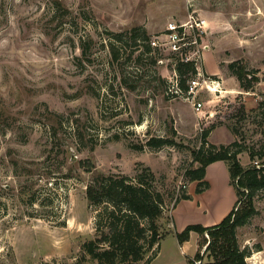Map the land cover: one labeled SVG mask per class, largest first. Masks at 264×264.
<instances>
[{"label":"rangeland","instance_id":"obj_1","mask_svg":"<svg viewBox=\"0 0 264 264\" xmlns=\"http://www.w3.org/2000/svg\"><path fill=\"white\" fill-rule=\"evenodd\" d=\"M138 26L149 39L128 32ZM183 56L196 62L193 96L171 92ZM235 60L262 78L264 0H0V264H100L83 243L99 235L104 205H91L86 187L95 173L133 177L145 167L165 201L149 264L204 252L197 231L185 241L177 233L220 223L236 190L218 161L198 191L185 176L198 165L193 150L208 131L205 147L238 141L248 166L258 162L249 149L264 144V80L245 91L228 67ZM152 136L175 144L144 145ZM183 189L191 198L176 203ZM254 205L237 239L251 250L245 264H264V189Z\"/></svg>","mask_w":264,"mask_h":264},{"label":"trees","instance_id":"obj_2","mask_svg":"<svg viewBox=\"0 0 264 264\" xmlns=\"http://www.w3.org/2000/svg\"><path fill=\"white\" fill-rule=\"evenodd\" d=\"M142 29L144 39H149L145 28L133 27L128 32ZM182 28H179L181 31ZM171 32V30H169ZM181 34V33H180ZM125 34H116L115 40L120 46L113 44V57L117 59V51L126 43ZM135 37V34L133 35ZM86 46L83 54L86 55ZM152 50L150 42L146 44V52ZM116 51V52H115ZM86 57V56H85ZM229 69L236 75L241 87L245 91H255L256 85L264 80L247 70L240 60L228 64ZM177 86L186 93L189 82L194 79L197 71L196 62L188 56L176 60ZM203 133V145L193 150L194 159L198 162L195 167L188 168L185 176L188 181H198V191L206 185L204 180L207 167L216 161H225L229 170L230 183L236 190V201L231 210L216 225L205 226L202 224H189L177 236L180 241L189 238L191 231L200 235L199 246L206 245V249L196 251L195 257L188 264H245L251 250L241 247L237 239V227L245 224L250 216L256 212L254 197L258 190L264 189V144L257 150H250L252 161L257 163L244 166L238 155L243 151L238 141L229 144H209ZM175 141L169 137H149L144 145L159 148L164 145H173ZM144 145H133L140 150ZM85 170L91 172L95 165L91 161H83ZM156 176L149 167L138 171L135 176L95 173L93 179L86 187V197L91 205H104L99 212L96 226L99 235L83 243V250L92 259L100 264H140L146 260L149 264L153 257L149 253L159 246L162 234L158 220L164 211V198L162 193L154 188ZM191 194L186 190L176 199H189ZM176 205V204H175ZM209 237H207V235ZM205 253L208 260L205 261ZM147 256H149L147 258Z\"/></svg>","mask_w":264,"mask_h":264},{"label":"built area","instance_id":"obj_3","mask_svg":"<svg viewBox=\"0 0 264 264\" xmlns=\"http://www.w3.org/2000/svg\"><path fill=\"white\" fill-rule=\"evenodd\" d=\"M170 30H171V32L174 31L175 27L170 26ZM170 35L173 36L174 39H177V41H182V35L181 34H178L176 32L175 33L172 32V33H170ZM176 81H177V79H176ZM176 81H175V83H176ZM199 84H200V82L197 79H195V78L192 79L189 82V90L185 94H187L188 96H193V94H195V89L198 87ZM206 87L211 89V87L208 84H206ZM171 92L174 94H180V95L184 94V92L177 86V83H176V89L174 91H171ZM193 104H194L195 109L197 111H200L201 107L203 105L202 102H200V101L194 102Z\"/></svg>","mask_w":264,"mask_h":264},{"label":"crops","instance_id":"obj_4","mask_svg":"<svg viewBox=\"0 0 264 264\" xmlns=\"http://www.w3.org/2000/svg\"><path fill=\"white\" fill-rule=\"evenodd\" d=\"M216 162H218V161H216ZM213 163H211L207 168H209ZM236 198H237V196H235L234 200H236ZM231 208H232V206H230L229 209L223 214V216H221V219L227 215V213L231 210ZM217 222H219V220Z\"/></svg>","mask_w":264,"mask_h":264}]
</instances>
